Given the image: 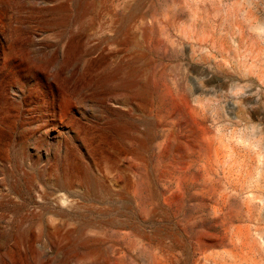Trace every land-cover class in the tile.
Masks as SVG:
<instances>
[{
  "label": "rangeland",
  "instance_id": "1",
  "mask_svg": "<svg viewBox=\"0 0 264 264\" xmlns=\"http://www.w3.org/2000/svg\"><path fill=\"white\" fill-rule=\"evenodd\" d=\"M0 264H264V0H0Z\"/></svg>",
  "mask_w": 264,
  "mask_h": 264
},
{
  "label": "bare ground",
  "instance_id": "2",
  "mask_svg": "<svg viewBox=\"0 0 264 264\" xmlns=\"http://www.w3.org/2000/svg\"><path fill=\"white\" fill-rule=\"evenodd\" d=\"M116 72H117V70H116ZM115 73V72H114ZM53 85V84H52ZM126 87V86H125ZM52 89V88H51ZM53 90V89H52ZM52 92V91H51ZM65 99V98H64ZM69 99V98H68ZM65 103H66V101H65ZM71 103V102H70ZM71 105V104H70ZM63 197H66V196H63Z\"/></svg>",
  "mask_w": 264,
  "mask_h": 264
}]
</instances>
